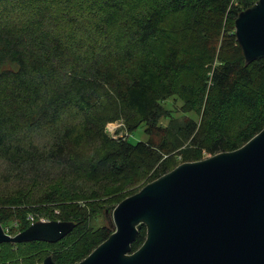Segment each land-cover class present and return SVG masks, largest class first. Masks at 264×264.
I'll list each match as a JSON object with an SVG mask.
<instances>
[{
	"label": "trees",
	"instance_id": "trees-1",
	"mask_svg": "<svg viewBox=\"0 0 264 264\" xmlns=\"http://www.w3.org/2000/svg\"><path fill=\"white\" fill-rule=\"evenodd\" d=\"M233 1L226 13L232 0H0V224L15 222L10 234L29 215L75 224L54 244H1L0 264L78 263L138 190L115 195L264 128V59L244 66L233 27L255 0ZM112 122L144 127L148 141L110 139ZM110 196L99 206L107 224L88 227L82 215Z\"/></svg>",
	"mask_w": 264,
	"mask_h": 264
},
{
	"label": "water",
	"instance_id": "water-1",
	"mask_svg": "<svg viewBox=\"0 0 264 264\" xmlns=\"http://www.w3.org/2000/svg\"><path fill=\"white\" fill-rule=\"evenodd\" d=\"M244 66L264 59V0L233 21ZM113 232L76 264H264V128L240 148L186 162L119 202ZM145 239L132 252L138 230ZM75 227L37 221L0 245L54 244ZM41 264H57L51 255Z\"/></svg>",
	"mask_w": 264,
	"mask_h": 264
},
{
	"label": "rangeland",
	"instance_id": "rangeland-1",
	"mask_svg": "<svg viewBox=\"0 0 264 264\" xmlns=\"http://www.w3.org/2000/svg\"><path fill=\"white\" fill-rule=\"evenodd\" d=\"M256 1V0H255ZM232 6H238L237 5V2L236 1H233L230 2V5L228 6V9L226 11V13L229 12L230 8ZM232 19V17H230ZM235 19V18H234ZM234 21V20H233ZM233 34V33H232ZM170 104H168L167 108L171 109V110H174V116L175 117H179L181 116L180 113L176 112L175 110H177V108L180 106V103H175V102H169ZM163 124L165 125L167 123V120H163L162 121ZM105 132L106 134L109 136L110 139L112 140H118V139H127V141L131 142V143H137V142H147L148 141V137L146 136V134L144 133V127H140L138 130H136L133 134H130L127 129L124 127L123 123L122 122H112V123H108L105 127ZM210 157L209 155H206L204 154L203 155V158L202 159H205V158H208ZM201 159V160H202ZM182 164V159H180V157L177 159V161L174 163V168L177 167L178 165ZM173 168V169H174ZM171 169V170H173ZM171 170H167L165 171L164 173L161 174L164 175L168 172H170ZM152 172H150V174H148L146 177H140V181L135 184V185H132V186H128L126 191L120 193L119 195H115L114 198L115 199H119L120 197H123L125 195H127L128 193H130L131 191H136V190H140L142 187H144L143 185L144 184H148L150 183L152 179H150L152 176ZM160 176V177H161ZM159 178V177H158ZM158 178H155L158 179ZM150 181V182H149ZM20 185L19 183H17L16 186ZM28 184H26L24 182V187H27ZM0 188H1V185H0ZM97 190L98 192H100V188L97 187ZM137 191V192H138ZM99 194V193H98ZM40 195H30L31 198H38ZM109 198H112V196L110 197H106V198H96V200H93L94 201V204L91 205V207H89L85 213L82 215V218L84 219L87 218L88 219V222H89V225L88 227L92 228V229H99L101 227H103V225L107 222L105 219H103V216H102V212H101V209L99 208L100 204L104 201H108L109 205H111L112 202V199L109 201ZM115 202H113L112 204H114ZM78 204L81 205V201H78ZM13 209V208H12ZM55 214H58V211L55 210ZM11 218H13L11 216ZM45 220L44 218H40L39 220ZM85 220V219H84ZM45 221H49V220H45ZM17 224H15V222H12V221H9L8 224L5 225V231L8 233L9 230L12 231V228L10 229L11 226H16ZM19 227H15L14 228V233L13 234H10V235H16L17 232L15 230L18 231ZM25 250L22 251V253L24 252ZM25 253V252H24Z\"/></svg>",
	"mask_w": 264,
	"mask_h": 264
},
{
	"label": "built area",
	"instance_id": "built-area-1",
	"mask_svg": "<svg viewBox=\"0 0 264 264\" xmlns=\"http://www.w3.org/2000/svg\"><path fill=\"white\" fill-rule=\"evenodd\" d=\"M34 219H35V217H34L33 215H29V216H28V220L30 221V225L33 224L34 222H36V221H34ZM38 221H41V222H47V221H45V220H43V219L38 220Z\"/></svg>",
	"mask_w": 264,
	"mask_h": 264
},
{
	"label": "clouds",
	"instance_id": "clouds-1",
	"mask_svg": "<svg viewBox=\"0 0 264 264\" xmlns=\"http://www.w3.org/2000/svg\"><path fill=\"white\" fill-rule=\"evenodd\" d=\"M3 230H4V228H3Z\"/></svg>",
	"mask_w": 264,
	"mask_h": 264
}]
</instances>
